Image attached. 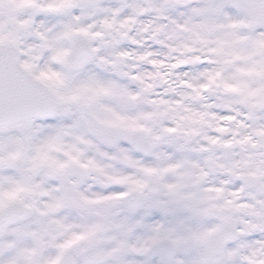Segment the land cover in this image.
Masks as SVG:
<instances>
[{
    "label": "snow or ice",
    "instance_id": "obj_1",
    "mask_svg": "<svg viewBox=\"0 0 264 264\" xmlns=\"http://www.w3.org/2000/svg\"><path fill=\"white\" fill-rule=\"evenodd\" d=\"M0 264H264V0H0Z\"/></svg>",
    "mask_w": 264,
    "mask_h": 264
}]
</instances>
